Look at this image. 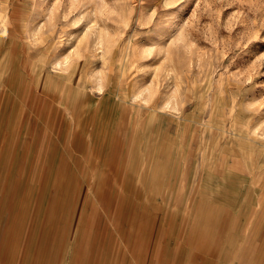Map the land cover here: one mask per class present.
Segmentation results:
<instances>
[{
	"label": "rangeland",
	"instance_id": "1",
	"mask_svg": "<svg viewBox=\"0 0 264 264\" xmlns=\"http://www.w3.org/2000/svg\"><path fill=\"white\" fill-rule=\"evenodd\" d=\"M232 167L258 223L264 0H0V264H152Z\"/></svg>",
	"mask_w": 264,
	"mask_h": 264
},
{
	"label": "crops",
	"instance_id": "2",
	"mask_svg": "<svg viewBox=\"0 0 264 264\" xmlns=\"http://www.w3.org/2000/svg\"><path fill=\"white\" fill-rule=\"evenodd\" d=\"M200 191L198 220L180 233L168 230L179 229V226L167 224L164 227L163 223L152 222L160 232L152 264H264V212L258 223H251L248 217L252 210L250 194L234 189V167L230 180L218 184L214 193ZM141 230L139 227L136 232V241L137 237L142 238ZM164 233L166 236L173 233V237L179 234L181 239L174 237L175 243H169ZM170 244L173 245L167 248ZM134 264H143L141 247Z\"/></svg>",
	"mask_w": 264,
	"mask_h": 264
}]
</instances>
